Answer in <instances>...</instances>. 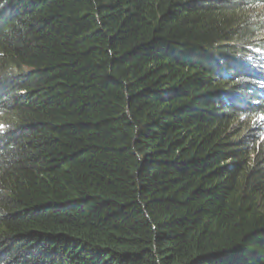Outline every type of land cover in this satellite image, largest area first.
Here are the masks:
<instances>
[{
    "label": "trees",
    "instance_id": "trees-1",
    "mask_svg": "<svg viewBox=\"0 0 264 264\" xmlns=\"http://www.w3.org/2000/svg\"><path fill=\"white\" fill-rule=\"evenodd\" d=\"M0 264H264V0H0Z\"/></svg>",
    "mask_w": 264,
    "mask_h": 264
}]
</instances>
